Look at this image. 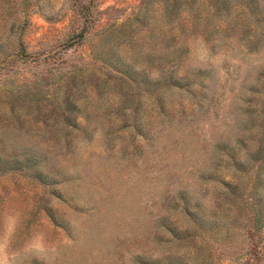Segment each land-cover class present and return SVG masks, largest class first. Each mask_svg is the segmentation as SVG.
<instances>
[{
	"label": "rangeland",
	"instance_id": "374dc122",
	"mask_svg": "<svg viewBox=\"0 0 264 264\" xmlns=\"http://www.w3.org/2000/svg\"><path fill=\"white\" fill-rule=\"evenodd\" d=\"M247 1L0 0V264H264V0ZM70 93L64 137L44 118Z\"/></svg>",
	"mask_w": 264,
	"mask_h": 264
},
{
	"label": "trees",
	"instance_id": "16d2710c",
	"mask_svg": "<svg viewBox=\"0 0 264 264\" xmlns=\"http://www.w3.org/2000/svg\"><path fill=\"white\" fill-rule=\"evenodd\" d=\"M246 6L249 7L250 11H252V12H254L255 10H256V12L258 11V6H257V4L255 5L254 0H248L246 2ZM117 71L121 72L122 76L127 78L130 82H133L134 84H137L139 86H142L143 82H149L151 80L149 77L150 73H149V71H147V69L138 71V70H136V68L134 69V67H128L127 69H120V70L118 68ZM137 72H139V73H137ZM172 72H174V70H171V73ZM134 73L137 74L138 76H142V79L139 80L137 76H134ZM171 76H172V74H171ZM171 79L173 81L176 80V79H174V77ZM123 83H124V80H122V84ZM126 84H127V82H126ZM71 85L69 87L70 90L72 89ZM128 88H131L130 85H128ZM161 97H162V92H159L157 99L159 100V103L162 105ZM29 101L31 103H33V100H29ZM63 103L65 104V110H61L59 108V106L53 105L50 113L45 116L44 122H46V124L52 123V124H50L52 126L53 125L59 126V121H60L59 118L60 117L63 118L64 125H63L62 130L65 131V134H66L64 137H69L71 135L72 131L75 130L76 126H77L76 112L78 109V104H77L76 100L73 98V94H71V93L67 96L65 95V97L63 99ZM33 107L35 109H38L40 113L42 112V105L40 106L39 104L33 103ZM53 127H52V129H53ZM138 131L140 132V135H143L141 133L140 128L138 129ZM34 156L35 155H30L24 159H20L19 155L15 154L13 157V160L15 159L14 167H17V169H19L20 165L21 166L26 165V167L30 170V173H31L30 177L31 178L37 179V180L41 181L42 183H48V182L56 183L58 180L54 176H52L49 172H47L45 169H43L42 163H40V159L37 157H34ZM0 159H2L1 155H0ZM227 195H228V199H230L231 197H234L232 199V201L234 203H236V201H238V198L239 199L242 198V196L237 194L236 190L231 191ZM241 201H242V199H241ZM248 201H250V200H248ZM243 202H245V200H243ZM182 203L185 205V208H188V206H189L188 198H182ZM252 204L255 206L254 203H252Z\"/></svg>",
	"mask_w": 264,
	"mask_h": 264
}]
</instances>
